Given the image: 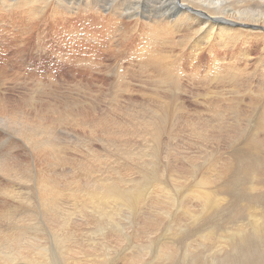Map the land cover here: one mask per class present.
<instances>
[{"label":"rangeland","instance_id":"rangeland-1","mask_svg":"<svg viewBox=\"0 0 264 264\" xmlns=\"http://www.w3.org/2000/svg\"><path fill=\"white\" fill-rule=\"evenodd\" d=\"M134 1L136 2L137 0H120V4L121 6H130L128 8L133 9L136 8L133 7ZM235 1L236 0H233V2ZM251 1L255 2L256 0H248V3ZM153 4L160 5L161 0H155ZM238 4L242 5L243 2H238ZM244 6H246V4H244ZM148 8V3H143L142 10L146 15L150 12H155ZM178 11L179 8L173 10L172 15H176ZM24 12L23 10L22 12L21 10H17V12L14 10L13 12L9 11L7 13V10L0 8V44L17 43L21 37L23 40L28 39L27 41L31 40L35 42L44 40L46 43L51 42L54 45V50H49L48 53H45L46 55L44 52L38 53L31 49L33 43L30 42L28 48L27 45H25L28 50L27 55L26 53H22V55L17 54L15 53L16 51H14L15 54L11 51L10 53L5 50H2L3 53L0 51V65L2 64V67L0 66V75L3 79L5 77L6 80H9L13 84H6L5 82L6 88L0 85V99L4 98V101L0 102V110H2V107H4L3 110L5 107H15L18 103L21 107H24L25 113L28 116L35 115L36 110H40V115L43 114L46 121H48L49 118L52 119V117L57 119L58 142L60 143L62 140L65 141L66 138L69 139V141L66 140L70 145L69 153L72 160L68 161L66 169H63L64 156L63 154L58 156L60 160H54L56 166L48 168V170L51 169L53 172L56 171L57 173H46L48 178L50 179V177H52V181L55 184L65 188L64 193H67V189L77 182H81V185L85 184L86 178H92V175H96V177H107L117 174L112 177L117 176L115 178L118 182L121 181L124 187H129L142 182L149 183L150 180H147L142 174L145 173L144 171H147L146 173L149 174L152 167L157 166L159 172L154 186L155 188L157 187L156 183H158V187L160 185H166L167 183V189L172 199L171 202L167 196V198H161L163 194L158 193L159 201L155 200L142 205L139 210L140 213L138 212L136 214L132 213V211L127 208L120 207L118 214L115 215L117 218L114 217L112 220L113 222L108 218L101 217L98 213H95L92 208H90V210L89 208H86V210L83 208L85 212L82 208H78V210L83 211V213L78 211L81 216L85 213V218L87 215H91L83 219L80 215H75L78 214L77 211H75L77 208H71L72 205L70 207L72 210L69 212V207H64L66 206L65 203L62 207L67 209V212L74 214L73 222L75 224L73 226L72 223L71 231L74 228L73 231H75L76 234L73 231H69L68 228L65 229V234L72 236L71 241H66V246H68V248H70L72 243L70 248L72 251L71 253H69V251L61 253L62 247L60 246L62 245H60L59 242V244L53 247L51 254L48 253L49 259L45 262H47V264H79L80 262V264H91L94 263L92 259L98 251L103 255L101 257V264H112V260H119L120 262H116L117 264H124L121 257H126L128 254L125 256H123V254L126 253L127 250L129 253L133 248L132 247L130 250L127 248L130 243H133L135 246V256L144 254L143 250L140 251V249L136 248V246L141 248V241L146 246H150V248L148 253L144 254L146 257L140 264H151L154 257L153 253L158 247H172L173 251L175 250L176 256L178 255V257L175 256L169 260H165L166 262L162 261L166 264H187L189 261L184 260L186 256L185 251H187V249H190L191 252L200 251L199 254L207 257L205 260L209 259L208 255L210 253L214 254L215 263L212 264H264V234L263 238L253 237V228L249 227L248 231L250 235L252 234L253 242L250 247L246 246L247 248L244 247L242 250H238L241 245L239 234L232 235L240 224L245 223L246 227L248 223L247 225L250 226V217L239 212V204H241L244 198L248 199L253 193L254 195L260 193L264 196V186L260 185L252 192V190L244 184V180L253 179L254 176L257 177L258 175L250 174L245 176L246 171L240 169L242 172L239 171L238 173H243L242 176L237 172L232 173L231 170L226 169L231 161L229 158L230 155L236 153H238V157H234L237 158V163L240 159L241 165L245 160L242 158L252 155L253 153L254 155L250 157L251 159H260L261 163H264V130L257 127L258 122L256 121V119L260 117L262 111L248 104L254 101L251 98L255 97V91L252 90L251 86H253L255 90L261 87L260 70L264 68V51L261 49L258 52L259 49H251L249 51V53H252L250 54L251 58L249 59L250 61H247L241 53L238 54L241 42L237 39L235 45L231 43L230 48L233 49L232 51L236 54L234 55L235 58L238 57V61L233 58L234 60H222L217 62L222 69L228 66L227 64H229V62L227 61H230V64L238 63L240 70H237L235 67L231 68V74L234 75L238 81L236 83L235 81L229 83L230 78L225 79V77L223 78L222 75L215 72L214 66L211 64L212 58H210L209 49L204 50L205 44L202 41L197 43L198 40L196 37L189 41L183 40L184 37L187 36L185 34L195 32L191 29L186 28L180 34V32H177L176 28H173L175 26L170 27L173 31L169 29L171 32L164 34V41L159 46L158 44L150 45L147 43V24L151 22H148L149 20L146 17L140 18L143 25L141 23H135V26H137L134 28L131 23L130 26H127L130 20L125 17V14L124 18L122 17L121 19H108L104 16L100 17L96 12H85L79 9L69 20L65 21L58 19L50 28H45L44 25L40 24L41 21L38 18L30 19L28 18L29 14ZM95 15L98 16L99 19ZM56 16L60 17L61 15ZM113 20L117 22L114 21L113 23ZM56 24H61L62 26H56ZM240 27L246 28L243 24L240 25ZM249 27H252V25ZM258 29L260 30V28ZM40 30L42 31L39 32ZM64 31H67L65 36L63 35ZM180 35L181 37H179ZM14 40H16V42ZM144 45L151 48L159 47L158 49L163 52L162 55L166 56L168 60L172 62L174 60L173 63L177 64L176 66L178 67L180 66L182 71L181 69H179L180 71H172L173 73L171 72L170 77L173 78V80L170 78L163 81L158 68H153V65L147 58H140L139 50H141ZM218 48L223 50V46H218ZM30 51H32V53ZM28 53L30 56H28ZM2 56L7 60L6 62H2ZM30 57H36V59ZM197 57L200 62L202 59L201 63L203 66L201 68L198 67L199 60H197ZM28 58L33 60V64L29 62ZM42 59H44V61ZM141 60L148 61L151 64L149 67L152 69L148 67L146 70V68L141 67L143 66ZM46 61L50 62L46 63ZM40 68L44 69L42 70ZM217 75L218 77L215 79ZM51 78H53L54 81V83H52V89L54 91L53 102L56 104L57 112L54 115H47L45 113L47 106L46 101H52L53 99V95L50 97V94H52L51 88L46 86L49 85ZM218 78L220 80H218ZM126 85H128V88ZM163 88H165V91ZM262 92L263 94L259 97L264 100V87L262 88ZM167 97H171L170 100H168ZM32 99H34V102L31 105ZM165 100L167 102H165ZM169 101H173V105L167 110V103ZM175 103L177 104L175 105ZM261 109H263V107H261ZM59 112L70 113L69 120L66 121L65 117H62ZM155 112H159V116H155L157 115ZM138 115L140 117H138ZM130 116H133V118H130ZM168 118L171 122L167 123L166 129L159 134L160 140H154L153 137L156 133L153 131L150 121L157 120L158 123ZM99 119L102 120V122H98ZM140 119L142 120L139 121ZM133 121L137 122V125H135ZM142 121L144 124H141ZM132 122L133 124H131ZM146 122L150 123L151 126ZM65 132H67L69 136L67 134L64 135ZM253 141L257 143L252 145ZM255 145H259L256 150L252 147ZM120 153L121 155H119ZM135 155H137V157ZM45 156V154L43 155L44 158L41 156V158H43L42 160L45 159L44 161L41 160L40 163L42 165L36 166L37 169H41L42 171L44 170L42 169L43 166H45ZM126 159L129 162H127ZM28 161L29 159L26 156L24 158L25 165H29L27 164ZM215 161L217 162L215 163ZM233 163L234 165L236 164L235 162ZM83 168L89 171H83ZM48 170L46 169L45 171ZM62 170L67 174L65 179H63ZM115 170H117L119 174ZM124 174L127 175L125 176ZM202 178L205 182L201 181ZM199 185L210 192L213 191L212 193H215L214 195L219 192H227L228 196L224 197L220 204L211 205L210 209L208 208L204 212L205 214L201 213L203 201L200 199V204H197L195 200L192 202V205L189 206L194 211L193 216L186 215L181 210L179 202L177 200L174 202L173 198H178L180 194H184V192L186 194L191 189L200 190ZM18 188H22V184ZM156 191L158 190L151 192V196L157 195ZM175 195H177V197ZM0 196H3L1 190ZM6 200L5 206L2 208L8 206L13 208L17 206L15 210L19 211L22 207L26 206L22 202L13 199V197H6ZM64 201L66 202V198ZM168 202H170L172 206H169ZM1 205L2 202L0 200V206ZM222 206L224 207L222 208ZM162 208L164 209L160 211ZM244 208L245 207L242 206V209ZM72 211H75V213ZM231 212L234 214L231 215ZM94 217L99 219L98 222L96 218L93 219ZM204 218L207 221H205ZM8 220L3 217L0 219V229H3L5 232L0 235L1 237H4L12 228L6 226ZM153 220H155V225L153 224ZM213 220H216L215 223ZM231 221L232 223L234 222V224H232ZM12 222L15 221L12 220ZM33 222H36V220H33ZM99 222H101V224ZM109 223H111V225ZM113 223L119 228L118 230ZM97 224L98 226H96ZM207 226L211 227L210 230H212V227L215 228L214 232L216 235L212 236V239H214H211V241L204 238L207 234ZM59 228L62 229V227L58 226V230ZM104 229L106 232L103 235ZM59 232L57 235L61 233ZM125 234H128V237L121 238V236L123 237ZM197 234L200 235L198 236ZM218 234L220 236H217ZM43 236L44 235H42L41 238L46 240ZM232 237L233 239H231ZM57 239L59 241V237ZM235 241L236 244L238 243L240 245L236 246L235 244L234 246L233 243ZM77 242L79 244H75ZM221 242L223 246H217V244ZM103 243L109 244L107 249H105L106 246H102ZM203 244H206V246L204 247ZM89 245L93 247L90 248ZM228 245L232 246L233 249L227 247ZM56 246L58 249L55 248ZM94 247L97 251H95ZM55 249L58 251L61 249V252H56L57 250ZM201 249L205 250L202 251ZM235 249L237 250L235 251ZM52 253L55 256L52 257L55 259H52ZM106 255L108 257H106ZM221 257H224V259ZM55 260H57V262H55ZM28 263L31 264L32 262H25V264ZM37 263L42 264L41 261L39 262V259ZM204 263L209 264L208 261ZM125 264L135 263L126 261ZM136 264H139V262ZM155 264L162 263L156 262Z\"/></svg>","mask_w":264,"mask_h":264},{"label":"bare ground","instance_id":"bare-ground-1","mask_svg":"<svg viewBox=\"0 0 264 264\" xmlns=\"http://www.w3.org/2000/svg\"><path fill=\"white\" fill-rule=\"evenodd\" d=\"M153 2H155V0H137L133 4V7H136V8L130 9V8H128L130 6H121L120 0H0V8L7 10V13L9 11L13 12L14 10H16V12H17V10H21V12H22V10H23V12L25 11L26 13L29 14L28 18H30V19L31 18H38L41 21L40 24L44 25L45 28H50L51 25L58 19L65 20V21L69 20V18L73 17L74 13L75 12L77 13V10H79V9H81L85 12H88V11L96 12L97 14L100 15V17L104 16V17H107L108 19H121L122 17L124 18V16L126 15L125 17L129 18V20H130V22H128L129 25L127 24V26H130L132 24L133 25L132 27H134V28L137 26V25L135 26V23H141L142 24V21H140L141 17H146L149 20L148 22H151V23L147 24V26H148V28L146 30V35L148 36L147 37L148 38L147 43L150 45L151 44H153V45L158 44L159 46L164 41V39H163L164 34H168L167 32L173 31L172 29H170V27L175 26L173 28H176L177 32H180V34L183 32V30L188 28V29H191L195 32L185 34L187 36H185L183 40L189 41V40H192L196 37L198 40L197 43H200V41H202L205 44L204 50L209 49L208 51L210 52V58H212L211 64L214 66L215 72L222 75L223 78L225 77V79L230 78L229 83H232L233 81H235V83H236L238 81V79H236L234 77V75L231 74V68L235 67L237 70L239 69L238 63L237 64H230V61H227V62H229L230 65L227 64L228 66L227 67L225 66L226 68L222 69L221 66L217 62L222 61V60L223 61L231 60V59L235 58L234 55H236V54L232 51L233 49L230 48L231 43L232 44L234 43V45H235V42L237 41V39H238V41L241 42L238 54L241 53L246 58L247 61H250L249 60L251 58L250 54H252V53H249V51L251 49L252 50H258L259 49L258 52L261 49L264 51V0H256L255 2L251 1L249 3H248V0H236L235 2H233V0H161L160 5H155V4H153ZM238 2L239 3L243 2V4L239 5ZM143 3L144 4L148 3L149 8L151 10H154L155 12H150L146 15L144 13V11L142 10ZM159 3H160V1H159ZM164 4H165V6H164ZM244 4H246V6H244ZM249 4H251V5H249ZM177 8H179L178 13L176 15H172L173 10H175ZM56 15H61V16L57 17ZM96 17H98V16H96ZM98 19H99V17H98ZM104 20H105V18H104ZM114 21H116V20H113V23H114ZM96 22H97V20H96ZM117 24H120V23H117ZM242 24L245 25L246 28L240 27V25H242ZM57 25L62 26L61 24H56V26ZM104 25H105V23H104ZM250 25H252V27H249ZM65 26H67V25H65ZM97 26H98V24H97ZM258 28H260V30ZM169 29L171 31H169ZM176 29H175V31H176ZM42 30H40L39 32H41ZM159 30H160V33H159ZM66 34H67V31H64L63 35L65 36ZM44 35H41V36H44ZM112 37H113V35H112ZM179 37H181V35ZM42 39H43V37H42ZM27 40L28 39L23 40V38L20 37V40L17 43L0 44V51L2 52V50H5L8 53H10V51L12 53H14V51H16L15 53H17V54L22 55V53L23 54L26 53V55H27L28 50L26 49L25 45H27V48H28L30 46V44H29L30 42L33 43V46L31 47V49L35 50L38 53L44 52V54H45V53H48L49 50H54V45L51 42L46 43V41H44V40L43 41L38 40L35 42L31 41V40L30 41H27ZM14 41L16 42V40H14ZM184 43H187V42H184ZM218 46H223V50H220L218 48ZM158 48L159 47H156V48L152 47L151 48V47H147L144 45L141 50L138 49L140 51L139 56L141 59L147 58L148 60H150V63L153 65V68H155V67L158 68L159 74L161 75L162 80L165 81L166 79L171 78L170 76H171L172 71H174V70L180 71L179 69H181V71H182V68L180 66L179 67L176 66L177 64L173 63L174 60H173V62L168 60V58L166 56L162 55L163 52L161 50H159ZM165 51H167V50H165ZM30 52L32 53V51H30ZM5 54H7V53H5ZM28 56H30L29 53H28ZM2 58H3V56H2ZM30 58H33V57H30ZM30 58H28V60L31 64H33V60ZM237 58H235V59L237 60ZM33 59H36V57ZM42 60L44 61V59H42ZM46 60H47V58H46ZM197 60H199L198 57H197ZM3 61L6 62L7 60L5 58H3L2 62ZM141 61L143 64V66H141V67L146 68V70L149 66H151V64L148 61H146V60H141ZM47 62L48 61H46V63ZM201 62H202V59H201ZM201 62H200V60H199V63L196 62L199 64L198 67H200V68L203 66V64ZM38 65H40V64H38ZM0 66L2 67V64ZM40 69L43 70L44 68H40ZM150 69H152V68H150ZM45 72H46V70H45ZM152 72H155V71H152ZM260 72H261V79H260L261 87L259 89L255 90V88H253V86H251L252 90L255 91V97L251 98L254 101H251L248 104L254 106L255 109H259L260 111H262L260 117L258 119H256V121L258 122L257 127L261 130H264V100L259 97L261 94H263L262 88L264 87V68H262L260 70ZM237 73H239V72H237ZM39 74H40V72H39ZM50 74H51V72H50ZM237 75H239V74H237ZM0 77H1L0 78V85L5 87L7 83L8 84L11 83L9 80H6L5 77H4V79L2 78L1 75H0ZM217 77H218V75L216 76L215 79H217ZM171 79L173 80V78H171ZM218 80H220V79L218 78ZM160 81H161V79H160ZM160 81H159V83H160ZM5 82H6V84H5ZM30 82H32V81H30ZM52 83H54L53 78L50 79L49 85H46L48 88H51L52 94H50V97H52V95H53L52 101L51 100L46 101L47 106H46L45 113L47 115H54L57 112L56 111V109H57L56 104L53 102L54 91L52 89ZM14 86H16V85H14ZM126 86L128 88V85H126ZM160 86H162V85H160ZM160 89H162V88H160ZM164 89L165 88H163V90ZM170 98H168V100H170ZM162 99H163V97H162ZM204 100H206V99H204ZM3 101H4V98L0 99V102H3ZM33 102H34V99H32L31 105ZM165 102H167V101L165 100ZM160 103H163V102H160ZM176 104L177 103H175V105ZM172 105H173V101H171V102L169 101L167 103V110L170 109L172 107ZM261 107H263V109H261ZM3 108L4 107L1 108L2 110H0V190H1V194H3V196H0L1 197L0 200L2 202V205L0 206V219L2 217L7 218V220L9 219L6 226L12 227V228L8 231V233H6L4 235V237L0 236V264H25V262H27V261H31L32 262L31 264H35L38 262V259H39V262L40 261L42 262V264L43 263L47 264V262H45V261H47L49 259L48 253L51 254V250H53V247L56 244H59V242H60V245H62V246H60V245H58V246L62 247V250L60 249L62 252L60 250L59 251L57 250L58 249L57 246L55 247V248H57V249H55V250H57L56 252L64 253V252L69 251V253H71L72 250H70V248H71L72 243H71V245L69 244L70 248H68V246H66V241L67 242L71 241L72 236L65 234V229L68 228L69 231H71L72 223H73V226L75 224L73 222V215L74 214L69 213L72 210L71 208H73V209L77 208V210H75V211H77L78 214H75V215H80V213H83V211H84L83 208H85V210H86V208H89V210H90V208H92L93 211L95 213H98L101 217H104L106 219L108 218L110 221H112L114 219L115 215L118 214L120 207L121 208L122 207L127 208L130 211H132V213L136 214L138 212L140 213L139 210L141 209L142 205L150 203L151 201H155V200L159 201V194H163V197H161V198H164V197L167 198L168 197V199L170 201L172 200L170 198L171 194H170L169 190L167 189L168 188L167 183H166V185H163V186L160 185L159 187H158V183H156L157 187L155 188V186H154V183L157 181V176H158V172H159L157 166L152 167L151 171H149V174L146 173L147 171H144L145 173L142 174V176H145V178L147 180H150L149 183L148 182H142V183L135 184L133 186L124 187L122 185V182L119 181L120 182L119 183L117 181V179L115 178L117 176L112 177V176L117 175V174H113L112 176L110 175L107 177L106 176L96 177V175L89 174V175H92L91 176L92 178H89V177L86 178L85 184L81 185V182H77V183L73 184L72 187L67 189L68 190L67 193H64L65 188H62L58 184H55L52 181V177H50V179H49L48 176L46 175V173L56 172V171L53 172L51 169L48 170V168H53L56 166L54 160H60V157H58V156H60L61 154H63V156H64V160H63V167L64 168L63 169H66L67 162L72 160V157L70 156V153H69L70 145H69V142H67V140L69 141V139L66 138L67 140L65 139V141L62 140V141H60V143L58 142V140H59L58 132H57L58 127L56 126L57 125L56 124L57 119L52 117V119L49 118L50 121L49 120L46 121L44 115L43 114L40 115V112H41L40 110H36L35 115L28 116L25 113L26 111L24 110V107H21L18 103H17V106H15V107H11V108L5 107L4 110H3ZM174 108H173V110H174ZM233 108H234V106H233ZM162 109H163V106H162ZM59 113L62 115V117H65L66 121L69 120V117L71 115L70 113L69 114L66 112H59ZM155 113H157V115H155V116H159V114H158L159 112H155ZM173 115H175V114H173ZM138 117H140V116L138 115ZM130 118H133V116L132 117L130 116ZM153 118H156V117H153ZM169 118L165 119L164 121L160 120L162 123L161 122H158V123H161V124H158L157 120L150 121L152 128H153V131L156 133L153 137L154 140H160L159 134L166 129L167 123L171 122V120ZM173 118H172V121H173ZM136 119L138 120L137 117H136ZM141 120L142 119H140L139 121H141ZM66 121H65V123H66ZM99 121L102 122V120H100V119L98 120V122ZM133 122L131 124H133ZM148 122H146V123L149 126H151L150 123H148ZM126 123H128V122H126ZM134 123H135V125H137L136 124L137 122H134ZM142 123H143V121L141 122V124ZM137 129H139V128H137ZM136 130H135V132H136ZM66 134L69 136V134L67 132H65L64 135H66ZM114 135H115V133H114ZM159 142H161V141H159ZM254 143L256 144L257 142L253 141L252 145H254ZM258 146L255 145L252 147L254 148V150H256ZM155 148H156V146H155ZM125 153H126V151H125ZM44 154L46 155L45 156L46 161H45V166H43V168H42L44 170L42 171L41 169L40 170L37 169L36 166L42 165L40 162L44 158L43 157ZM237 154L238 153L230 155L229 158L231 161L229 162L230 163L229 166L226 165L227 166L226 169L231 170L232 173H234V172L238 173L239 171L242 172V170L244 169L246 171L245 176H248L250 174L258 175L257 177L254 176L253 179H247V180L245 179L244 180V184L247 185L248 188L250 190H252V192L258 186H260V185L264 186V177H262V176H264V170H262V169H264V163H261L260 159L259 160L251 159L250 157H252V155H254V153H253L252 155H248V156L243 157L242 159H245V160H244L243 164L241 165L239 158H238L239 160L237 163V158H236V157H238ZM259 154H261V153H259ZM119 155H121V153ZM26 156L29 159V161L27 163L29 165H25L24 158ZM41 156L43 158H41ZM135 156L137 157V155H135ZM234 156H236V157H234ZM153 157H155V156H153ZM134 158H132V159H134ZM231 158H233V159H231ZM44 160H42V161H44ZM122 160H123V158H122ZM263 160H264V158H263ZM134 161H136V160H134ZM127 162H129V161L127 160ZM216 162L217 161H215V163ZM233 162H235L236 164L234 165ZM119 164H122V163H119ZM123 165H124V163H123ZM107 167H110V166H107ZM46 169L48 171H45ZM240 169H242V170H240ZM83 171H89V170H87L86 168H83ZM115 171L117 172V170H115ZM242 174L243 173H241L239 175H242ZM193 175H195V174H193ZM62 176H63V179H65L67 177V174L63 171ZM181 177H183V176H181ZM201 181L205 182V180L203 178L201 179ZM21 184H22V188H18L21 186ZM25 184H26V187H25ZM178 185H179V183H178ZM225 186H227V185H225ZM199 187H200V190L191 189L186 194L184 192V194H180L178 198H173L174 202L176 200L179 202L181 210L186 215L193 216L194 211L189 206L192 205V202H194L195 200L197 201V204L199 203L200 199L203 201V209L201 210V213L205 214L204 212L208 208L210 209L211 205L220 204L221 201L224 199V197L228 196L227 192H223V193L219 192L220 194L218 193V194L214 195L215 193H212L213 191L210 192L209 190L201 187L200 185H199ZM263 189H264V187H263ZM154 190H158V191H156L157 195L151 196V192H153ZM175 196L177 197V195H175ZM6 197H13V199H16L19 202H22L26 206L22 207L21 210H19V211L15 210V208H17V206H14L13 208L9 207V206L2 208L3 206H5V204L7 202ZM242 197H243V195H242ZM263 197L264 196L260 193L259 194L256 193L255 195L253 193L251 196H249L248 199L242 198L243 199L242 202L240 201L241 204H239V212H241L245 215H248L250 217V219H249V222H250L249 225L250 226H248L247 225L248 223H247L246 227H245V223H242L238 226L237 230L232 233V235L239 234V236L241 238V245L238 243L236 244V241L233 243L234 246H235V244H236V246L240 245L238 250H242L246 246L250 247L251 243L253 242L252 236H251L252 234L250 235L249 231H248L249 227L253 228L252 229L253 230L252 232L254 235L253 237L263 238V234H264V200H263ZM65 198H66V202L64 201ZM65 203H66V206H64V207H69V209H70L69 212H67V209H64L62 207V205H64ZM168 205L172 206V204L170 202H168ZM242 206H244L245 208L242 209ZM200 207H201V205H200ZM223 207L224 206H222V208ZM78 208L79 209L82 208L83 211L78 210ZM163 209L164 208H162L160 211H162ZM75 211H72V212L75 213ZM87 211H88V209H87ZM93 211H92V213H93ZM229 212H230V210H229ZM239 212H238V214H239ZM219 213H221V212H219ZM85 214H82L83 216L80 215V217L83 219H86L87 217L91 216V215H87V217L85 218L84 217ZM233 214L234 213L231 212V215H233ZM94 215H96V214H94ZM121 215H122V213H121ZM100 216H96V217H100ZM96 217H94L93 219H95ZM209 217H210V215H209ZM232 217H234V216H232ZM115 218H117V217H115ZM45 219L48 222H46ZM93 219H92V221H93ZM12 220L15 222H12ZM33 220H36V222H33ZM96 220L98 222L99 219L96 218ZM102 220H103V218H102ZM123 220H124V218H123ZM156 220H158V219H156ZM204 220H205V218H204ZM154 221L155 220H153V224H154ZM205 221H207V220H205ZM215 221L213 220L214 223H215ZM99 223L101 224V222H99ZM231 223H232V221H231ZM109 224L111 225V223H109ZM211 224H212V222H211ZM232 224H234V222ZM113 225L115 226L114 223H113ZM58 226L62 227V229L59 228V230H58ZM96 226H98V224ZM210 226H207V228H206L207 234H206V237H204L206 240H209V241H211L213 235H216V233L214 232L215 228L212 227V230H210V228H211ZM215 226H216V224H215ZM100 228H102V227H100ZM116 228H117V230L119 229L118 227H116ZM178 228H179V226H178ZM7 229H9V228H7ZM73 230H74V228H73ZM221 231H222V229H221ZM6 232H7V230H6ZM58 232L60 233L59 235H57ZM73 232L76 234L75 231H73ZM96 232H98V231H96ZM105 232H106V230L104 231V233L102 232L103 235L105 234ZM3 233H5L3 231V229H0V235H2ZM195 233H197V232H195ZM42 235H44L43 237L46 240H43V238H41ZM127 235L128 234H125L123 237L121 236V238L128 237ZM197 235L199 236L200 234H197ZM197 235H195V236H197ZM217 236H220V235L218 234ZM58 237H59V241L57 239ZM76 238H75V240H76ZM169 239H171V238H169ZM231 239H233V237ZM75 240L73 239L74 242H75ZM57 241H58V243H57ZM94 241H96V240H94ZM230 242H232V241H230ZM94 243H98V242H94ZM140 243H141V248L139 246H136V248L140 249V251L143 250L144 254L145 253L147 254L150 246H146L141 241H140ZM75 244H79V243L77 242ZM75 244H74V246H75ZM203 245H204V247L206 246V244H203ZM102 246H106L105 249H107L108 248L107 246H109V244L103 243ZM217 246L222 247L223 243L221 242V243L217 244ZM75 247L77 248V246H75ZM92 247L93 246H90V248H92ZM227 247H231L233 249L232 246L228 245ZM127 248L129 250L131 248L132 249L129 253L127 252L128 250L127 251L125 250L126 253H124L123 256H125L127 254L128 255L126 257H121L124 264L126 263V261L127 262L132 261L135 264L137 262H139V264L142 263V261L146 257V255L138 254V256H135L136 253H134V251L136 249H135V246L133 243H130ZM78 249H82V248H78ZM94 249H95V247H94ZM204 250H202V251H204ZM236 250L237 249H235V251ZM95 251H97V250L95 249ZM137 252H138V250H137ZM185 252H186L185 253L186 256L184 257V260H188L189 261L188 263L205 264L204 262L207 263V261L209 264L215 263L214 262L215 261L214 254L210 253L208 255L209 259L205 260V259H207V257L199 254L200 251L199 252H191L190 249H187V251H185ZM107 255H106V257L109 256V255L108 256ZM153 255H154V257L152 259L151 264H155L156 262L166 264V263H163L162 261L169 260V259L176 256L175 250L173 251L172 247H165V248L158 247V249L154 251ZM52 256H54V254L51 255V257ZM102 256H103L102 253L97 251V253L94 255V258L92 259V261L94 263H91V264H101V257ZM54 257H52V259ZM176 257H178V255ZM221 258L224 259V257H221ZM52 261H54V260H52ZM112 261H113L112 264H117L120 262L119 260H117V261L112 260ZM229 261H231V260H229ZM55 262H57V260H55ZM58 262H59V260H58ZM223 262H224V260H223ZM184 263H186V262H184ZM240 263H242V262H240ZM28 264H30V263H28ZM37 264H39V263H37ZM57 264H59V263H57Z\"/></svg>","mask_w":264,"mask_h":264}]
</instances>
